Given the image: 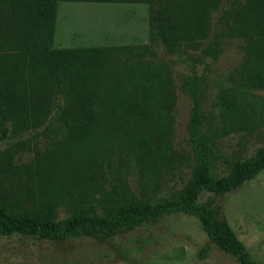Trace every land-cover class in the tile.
I'll return each mask as SVG.
<instances>
[{"label":"rangeland","instance_id":"obj_1","mask_svg":"<svg viewBox=\"0 0 264 264\" xmlns=\"http://www.w3.org/2000/svg\"><path fill=\"white\" fill-rule=\"evenodd\" d=\"M231 2L221 0L207 19L208 37L196 48L170 54L160 40L148 38L146 7L132 2L62 1L58 4L53 43L66 49L82 45L107 50L99 90L104 121L92 136L75 139L72 94L53 89L46 98L23 53L9 44L6 30L14 22L0 10V76L29 97L28 109L3 123L0 140V203L14 210H34L56 203L59 219L87 212L103 215L130 203H155L176 197L191 178L194 158L188 140L190 102L180 78L201 79L203 130L211 136L214 176L226 175L230 163L252 156L264 146V90L244 87L240 70L248 56L244 38L228 33L223 15ZM229 25L231 23H228ZM219 43L216 58L202 51ZM153 96L150 122L126 105ZM236 96L239 109L228 122L222 98ZM1 134V132H0ZM150 140V141H149ZM154 154L139 158L147 142ZM214 198L219 220L226 222L253 260L264 263V170L240 188ZM0 264H240L220 250L199 220L183 212L110 238L52 242L22 235L0 237Z\"/></svg>","mask_w":264,"mask_h":264},{"label":"trees","instance_id":"obj_2","mask_svg":"<svg viewBox=\"0 0 264 264\" xmlns=\"http://www.w3.org/2000/svg\"><path fill=\"white\" fill-rule=\"evenodd\" d=\"M62 1L132 2L146 7L150 29L148 38L160 40L166 50L174 55L192 50L208 37L207 19L221 0H0V10L8 11L14 22L6 30L11 47L27 57L41 83L36 86L46 98L57 92L63 93L78 82L72 94L76 108L75 120L69 129L75 139L92 136L104 121L99 84L105 76L108 53L104 47L72 48L54 47L53 36L58 4ZM230 11L223 15L228 33L244 38L248 56L241 66L240 79L244 87L264 90V0H229ZM228 23H231L230 25ZM219 42L207 46L204 57L216 58ZM201 79L196 73L180 78V90L190 102L187 124L188 140L193 153L194 167L191 178L176 197L165 198L155 203L136 202L120 206L103 215L79 212L59 219L56 203H47L34 210L17 211L0 203V237L22 235L52 242L70 239L110 238L120 232L132 230L144 224L156 222L163 215L183 212L199 220L202 230L220 250L240 264H264L255 261L245 246L237 239L225 221L219 220L214 208V198L201 202L202 193L223 197L240 188L264 170V146L242 160L230 163L226 175L212 174L213 153L211 136L203 130ZM154 95L151 97L153 98ZM143 95L141 101L129 103L128 111L151 119L155 103ZM222 118L228 122L239 109L236 96L222 98ZM29 97L16 85H10L0 76V123L11 116L20 115L28 109ZM148 106L151 109H147ZM0 140L7 129L0 130ZM150 141V140H149ZM147 142L139 158L144 165L154 154L155 144Z\"/></svg>","mask_w":264,"mask_h":264}]
</instances>
